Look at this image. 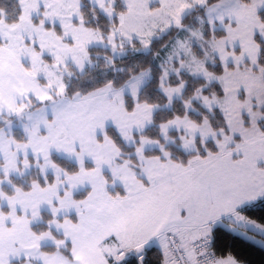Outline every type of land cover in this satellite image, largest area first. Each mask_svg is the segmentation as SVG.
Masks as SVG:
<instances>
[{"label":"snow or ice","instance_id":"6c2138e0","mask_svg":"<svg viewBox=\"0 0 264 264\" xmlns=\"http://www.w3.org/2000/svg\"><path fill=\"white\" fill-rule=\"evenodd\" d=\"M251 249L264 0H0V264H255Z\"/></svg>","mask_w":264,"mask_h":264},{"label":"trees","instance_id":"16d2710c","mask_svg":"<svg viewBox=\"0 0 264 264\" xmlns=\"http://www.w3.org/2000/svg\"><path fill=\"white\" fill-rule=\"evenodd\" d=\"M249 251L250 257L255 261V264H261L262 259H264V253H260L257 249H251Z\"/></svg>","mask_w":264,"mask_h":264}]
</instances>
